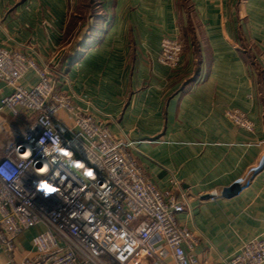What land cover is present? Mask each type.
I'll return each instance as SVG.
<instances>
[{"label":"crops","instance_id":"crops-1","mask_svg":"<svg viewBox=\"0 0 264 264\" xmlns=\"http://www.w3.org/2000/svg\"><path fill=\"white\" fill-rule=\"evenodd\" d=\"M84 5L0 0V45L50 64L63 92L116 136L138 142L150 181L186 192L178 220L199 234L201 264H221L245 242L264 238V169L248 188L235 184L264 140V0H99L66 43L71 12ZM165 36L184 42L178 68L158 60ZM38 81L32 69L21 84ZM12 90L0 80V121L8 124L0 158L34 117L2 107ZM232 109L246 112L254 129L236 125L227 115ZM58 116L74 126L65 112ZM44 229L23 232L13 255L0 247V264L35 256L33 236ZM164 264L176 263L169 255Z\"/></svg>","mask_w":264,"mask_h":264},{"label":"built area","instance_id":"built-area-1","mask_svg":"<svg viewBox=\"0 0 264 264\" xmlns=\"http://www.w3.org/2000/svg\"><path fill=\"white\" fill-rule=\"evenodd\" d=\"M184 49L180 37L165 36L158 60L178 68ZM32 69L39 81L26 88L21 79ZM0 80L13 89L2 107L15 116L21 110L34 113L0 158L1 248L13 255L18 237L42 224L45 229L33 236L36 255L19 264H164L169 255L176 264H201L195 253L199 234L178 220L186 192L161 190L146 177L136 156L137 141L118 137L98 122L59 88L50 64L34 54L0 45ZM60 112L74 126L63 122ZM227 115L236 125L254 129L243 110ZM7 129L1 120L0 131ZM259 145V157L235 181L241 190L264 169V140ZM263 263L261 237L221 260Z\"/></svg>","mask_w":264,"mask_h":264},{"label":"rangeland","instance_id":"rangeland-1","mask_svg":"<svg viewBox=\"0 0 264 264\" xmlns=\"http://www.w3.org/2000/svg\"><path fill=\"white\" fill-rule=\"evenodd\" d=\"M80 2V4L83 2L85 5L84 8L80 7L79 9L74 8L71 12V15L69 17V23H68V28H67V33H66V43L73 42L74 39L76 38L79 32V24L81 22H86L87 21V15L88 13L92 10V7L97 3L99 0H76ZM89 5V6H88ZM87 6V7H86ZM82 15V18L76 14Z\"/></svg>","mask_w":264,"mask_h":264},{"label":"snow or ice","instance_id":"snow-or-ice-1","mask_svg":"<svg viewBox=\"0 0 264 264\" xmlns=\"http://www.w3.org/2000/svg\"><path fill=\"white\" fill-rule=\"evenodd\" d=\"M49 191H52V189H49Z\"/></svg>","mask_w":264,"mask_h":264},{"label":"trees","instance_id":"trees-1","mask_svg":"<svg viewBox=\"0 0 264 264\" xmlns=\"http://www.w3.org/2000/svg\"><path fill=\"white\" fill-rule=\"evenodd\" d=\"M89 6V5H88Z\"/></svg>","mask_w":264,"mask_h":264}]
</instances>
